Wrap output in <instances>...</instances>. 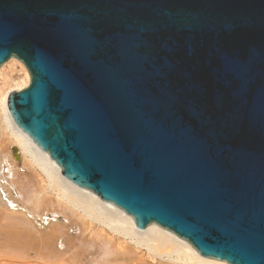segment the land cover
<instances>
[{"label":"water","instance_id":"water-1","mask_svg":"<svg viewBox=\"0 0 264 264\" xmlns=\"http://www.w3.org/2000/svg\"><path fill=\"white\" fill-rule=\"evenodd\" d=\"M12 58L31 83L8 114L63 177L203 258L264 264V0H0Z\"/></svg>","mask_w":264,"mask_h":264},{"label":"bare ground","instance_id":"bare-ground-1","mask_svg":"<svg viewBox=\"0 0 264 264\" xmlns=\"http://www.w3.org/2000/svg\"><path fill=\"white\" fill-rule=\"evenodd\" d=\"M8 62L25 72L23 79L14 82L15 90L26 89L31 83L28 70L18 59ZM9 93L0 96V175L7 195L34 220L25 211L10 209L0 192V249L17 258L34 253L44 264H114L121 258H135L136 251L124 248L123 242L117 244L107 234L109 229L114 236L131 239L160 258L186 264H228L203 258L186 241L158 225L138 229L130 215L63 177L60 167L10 118ZM46 215L51 221L38 226L35 220Z\"/></svg>","mask_w":264,"mask_h":264},{"label":"rangeland","instance_id":"rangeland-1","mask_svg":"<svg viewBox=\"0 0 264 264\" xmlns=\"http://www.w3.org/2000/svg\"><path fill=\"white\" fill-rule=\"evenodd\" d=\"M7 63L9 62H6L3 65L5 68L3 66L0 68V96L3 93H7L14 89H17V86L14 82L20 81V79H23V77L25 76L24 74L25 72L19 65L14 66L12 64H7ZM14 147L16 146H13V148ZM94 226L96 228L95 231H97L99 227L98 224H95ZM106 232L111 238H115V241L117 242V244L119 243V241L123 242L124 248H129V250L136 251L135 254L137 256L135 255L136 256L135 258L132 257V258H129L128 260L127 259L122 260L121 258L114 264H186L183 262H175L172 260H168L166 258H160V257L154 256L153 254H150L145 248L137 247V245L131 239H128V238L125 239L122 236H119V237L114 236L112 231L109 229H106ZM92 233H94V231ZM132 254L134 253H131V255ZM37 257L38 256H36L34 253H31V255L28 258H17L15 255L9 254L7 250L0 249V264H44V262L42 263L41 260L39 261Z\"/></svg>","mask_w":264,"mask_h":264}]
</instances>
